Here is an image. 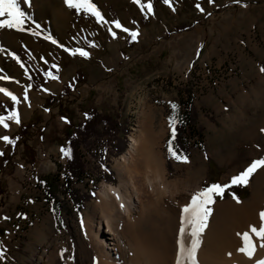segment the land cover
<instances>
[{
    "label": "rangeland",
    "instance_id": "obj_1",
    "mask_svg": "<svg viewBox=\"0 0 264 264\" xmlns=\"http://www.w3.org/2000/svg\"><path fill=\"white\" fill-rule=\"evenodd\" d=\"M57 2L22 3L30 17L24 27L32 31L0 29V76L11 78L0 79V87L17 96L20 120L8 121V129L0 126V136L10 137L32 118L38 122L32 143L37 159L21 160L0 183V264H95L87 224L91 204L104 183L119 182L114 166L139 124L156 133L170 179L223 185L264 156V0H170L171 6L164 0H91L103 17L99 22L64 0ZM149 2L152 13L146 8ZM113 21L138 32L136 39ZM76 49L89 55H73ZM53 65L57 75L47 81L41 71ZM75 76L78 82L69 86ZM187 90L193 92L203 136L191 141L184 162L166 150V143L169 118L183 111ZM13 105L0 93V114ZM90 109L115 127L82 148L88 177L77 188L95 195L79 210L69 198L53 201L39 181L61 173L64 128ZM6 147L0 140V153ZM22 152L20 146V156ZM256 190L264 196V167L246 185H231L214 196L210 207L213 211L218 203L247 201ZM154 217L164 235L166 213L157 211Z\"/></svg>",
    "mask_w": 264,
    "mask_h": 264
},
{
    "label": "bare ground",
    "instance_id": "obj_2",
    "mask_svg": "<svg viewBox=\"0 0 264 264\" xmlns=\"http://www.w3.org/2000/svg\"><path fill=\"white\" fill-rule=\"evenodd\" d=\"M137 126L126 153L114 166L119 182L102 185L87 217L95 264H174L181 209L203 188L186 177L170 179L156 133L145 124ZM263 204L260 190L247 201L216 204L202 234L198 264H254V259L264 257V249L258 248L253 260L237 251L242 245L237 233L259 226ZM157 211L168 218L164 235L158 231ZM184 239L188 244L191 237L186 234Z\"/></svg>",
    "mask_w": 264,
    "mask_h": 264
},
{
    "label": "trees",
    "instance_id": "obj_3",
    "mask_svg": "<svg viewBox=\"0 0 264 264\" xmlns=\"http://www.w3.org/2000/svg\"><path fill=\"white\" fill-rule=\"evenodd\" d=\"M57 72V67L53 66H51L50 69H42L41 71L44 79L47 81L53 79V77L57 75ZM47 73H51V75H47ZM29 76L31 79H35V76L32 75L31 71H29ZM77 82L78 79L77 76H75L71 83H69V86L76 84ZM67 88H64L60 95H64ZM186 96L183 111L175 117V137H172L171 126L166 143V150L168 151L169 141L171 140L174 150L187 157L189 156L191 141L197 143L202 139L203 134L202 129L197 122L193 107V92L187 90ZM12 110L17 111L16 103H14L9 110L7 108L4 114L0 115L6 116ZM109 119L110 118L107 116L105 117L100 114L96 109L88 110L82 118L77 120H74L73 118L69 119L64 128V142H62L61 149H70L71 157L69 158V156L64 155L61 151L65 158V164L63 169H61V173L44 176L39 181L42 191L53 201L58 202L60 199L69 198L76 208L82 210L85 207V203L89 200V195L90 197L95 195V192L86 195L85 192L77 188V184L84 183L85 179L88 177L82 148L84 146L91 147V144L93 143L92 139L104 138L105 130L110 131L114 129L115 124L111 123ZM37 124L38 122L32 118L28 122L22 123L19 129L10 136V138L15 139V144H7L6 149L2 152L3 154L0 155V183L3 180V177L11 175L15 171L21 160L30 163L29 160L37 159L36 145L32 144L36 139V137H34L36 133H34L33 127L37 126ZM38 130L39 132L45 133L46 127L40 126ZM30 137H32V142H30ZM20 146H23L21 156L19 155ZM31 147H34V149Z\"/></svg>",
    "mask_w": 264,
    "mask_h": 264
},
{
    "label": "snow or ice",
    "instance_id": "obj_4",
    "mask_svg": "<svg viewBox=\"0 0 264 264\" xmlns=\"http://www.w3.org/2000/svg\"><path fill=\"white\" fill-rule=\"evenodd\" d=\"M69 8H73L76 11L83 10L85 13H89L94 16L97 21H102L103 17L101 12L97 9L96 5L91 2V0H64ZM135 3H140V0H134ZM166 4L170 5V0H164ZM211 2V0H209ZM22 3H29V0H0V29H15L17 31H32L31 29H25L24 25L30 17L26 14L25 10L22 8ZM171 6V5H170ZM198 9L203 11L199 4L196 5ZM147 11L149 13L153 12V5L149 2L146 5ZM116 28H121L124 32H129L132 39L135 40L138 36V32L131 31L128 28H123L119 21H113ZM39 24L36 25L38 29ZM33 35H38L39 33L33 31ZM113 36L116 35L115 32L112 33ZM46 39L52 40V43H56L52 37H46ZM79 53V55L87 57L88 52L82 49H76L72 52L73 55ZM17 59V57H13ZM53 67H56L53 65ZM264 72V68L260 69ZM51 75V73H47ZM55 78V77H53ZM0 79L8 80L11 79L7 76H0ZM0 93H3L5 96L9 97L14 103H19L18 98L7 88L0 87ZM25 99L27 95L25 94ZM171 107L175 110L177 105L172 104ZM170 122L172 125V137H175V123L176 119L170 117ZM8 121H14L19 123V114L16 110H12L8 115H0V126L5 129H8ZM264 131V130H262ZM0 140L4 141L7 144L14 145L15 139L10 138L7 135L0 136ZM61 151L64 155L71 157V150L62 148ZM169 153L177 160H183L187 162V157L178 153L174 150L171 140L169 141L168 147ZM3 153H0L2 155ZM264 167V156L260 158L253 159L249 165L241 171L239 174L234 175L230 178V181L225 184L213 183L206 187L201 188L200 190L194 192L191 195L190 202L184 205L181 209L180 215V225L178 230V235L176 239V253H175V262L174 264H198L197 260V251L201 246L202 234L207 227L208 217L211 214L210 205L214 202V196L222 195L224 190L231 185H246L248 183L249 177L259 168ZM235 198V197H233ZM4 219H7L5 217ZM259 226L250 225L247 231L243 233H237L240 236L242 245L237 249L238 252L244 254L249 260L257 254V250L264 249V210L259 212ZM191 237L188 244L185 243V235ZM63 251L62 250V254ZM231 255V253H229ZM3 253L0 252V258H2ZM254 264H264V257L254 259Z\"/></svg>",
    "mask_w": 264,
    "mask_h": 264
}]
</instances>
